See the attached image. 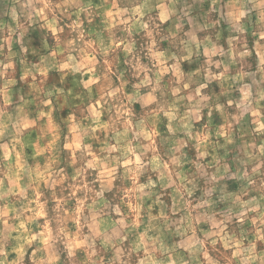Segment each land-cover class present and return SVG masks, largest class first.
Returning a JSON list of instances; mask_svg holds the SVG:
<instances>
[{"label":"clouds","instance_id":"1","mask_svg":"<svg viewBox=\"0 0 264 264\" xmlns=\"http://www.w3.org/2000/svg\"><path fill=\"white\" fill-rule=\"evenodd\" d=\"M0 264H264V0H0Z\"/></svg>","mask_w":264,"mask_h":264}]
</instances>
